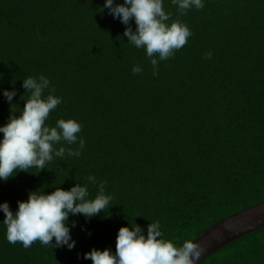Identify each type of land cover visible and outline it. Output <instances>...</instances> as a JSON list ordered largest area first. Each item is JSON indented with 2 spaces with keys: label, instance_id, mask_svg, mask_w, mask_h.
Listing matches in <instances>:
<instances>
[{
  "label": "trees",
  "instance_id": "obj_1",
  "mask_svg": "<svg viewBox=\"0 0 264 264\" xmlns=\"http://www.w3.org/2000/svg\"><path fill=\"white\" fill-rule=\"evenodd\" d=\"M203 2L180 15L164 0L192 35L154 75L104 0H0V126L11 111L3 91L14 87L19 110L29 95L22 79L42 74L62 99L47 123L72 118L85 138L79 157L0 181V203L15 211L29 191L68 190L88 175L112 197L96 217L69 216L71 250L10 243L0 223V264H92L86 252L114 253L119 228L134 223L146 233L159 221L179 245L264 202V0ZM202 264H264V228Z\"/></svg>",
  "mask_w": 264,
  "mask_h": 264
},
{
  "label": "clouds",
  "instance_id": "obj_2",
  "mask_svg": "<svg viewBox=\"0 0 264 264\" xmlns=\"http://www.w3.org/2000/svg\"><path fill=\"white\" fill-rule=\"evenodd\" d=\"M172 3L180 15L204 7L203 0H172ZM103 8L126 26L123 36L128 38V43L145 50L154 75L158 74L159 61L174 55L192 35L186 24L173 20L165 11L164 0H123L119 4L104 0ZM132 20L135 30L130 26ZM210 57L211 53H207L206 58ZM132 71L136 74L142 69L135 65ZM22 87L29 95L19 110H14L11 103L17 94L14 87L2 93L11 111L7 122L0 126V181H7L19 171L44 170L56 158L79 157L85 148V138L79 135L82 125L78 121L59 118L54 126L47 123L62 99L55 95L46 76L23 78ZM90 184L97 186L95 196L89 191ZM54 187L51 192L29 191L27 200L17 201L15 211L8 202L0 203V211L4 213L0 223L6 229L8 242H20L29 248L39 241L45 246L51 244L54 248L71 250L76 242L71 236L69 216L83 215L91 219L111 206V195L106 194L104 183L98 182L94 175H88L83 183H76L68 190ZM202 252L200 245L191 239H184L179 245L165 239L161 224L156 221L148 224L146 233L135 223L120 227L114 253L109 248H93L83 258L90 259L92 264H198Z\"/></svg>",
  "mask_w": 264,
  "mask_h": 264
},
{
  "label": "water",
  "instance_id": "obj_3",
  "mask_svg": "<svg viewBox=\"0 0 264 264\" xmlns=\"http://www.w3.org/2000/svg\"><path fill=\"white\" fill-rule=\"evenodd\" d=\"M262 228L264 202L223 220L194 240L203 250L198 264H202L230 243Z\"/></svg>",
  "mask_w": 264,
  "mask_h": 264
}]
</instances>
